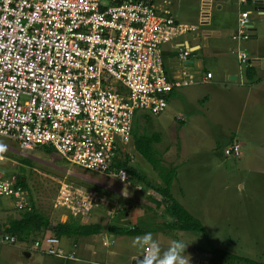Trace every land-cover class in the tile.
I'll return each mask as SVG.
<instances>
[{"label": "built area", "instance_id": "obj_1", "mask_svg": "<svg viewBox=\"0 0 264 264\" xmlns=\"http://www.w3.org/2000/svg\"><path fill=\"white\" fill-rule=\"evenodd\" d=\"M170 4L0 0V136L16 140L22 151L52 148L71 164L126 184L129 174L116 162L127 155L136 112L158 114L172 90L212 76L211 71L197 74L185 67L167 73L162 45L196 28L178 21ZM249 14L248 9L239 12L234 41L249 38ZM176 48L185 62L190 48L181 42ZM234 51L248 67L247 51L240 44ZM224 153L238 155L240 142L231 140ZM17 178L0 176V196L12 198L17 207H29L28 190ZM135 186L142 190L141 183ZM69 187L62 184L53 203L74 217L85 216L105 200ZM16 240L9 232L0 238ZM33 245L56 257L79 259L77 242L65 248L61 237L50 232L35 238Z\"/></svg>", "mask_w": 264, "mask_h": 264}, {"label": "rangeland", "instance_id": "obj_2", "mask_svg": "<svg viewBox=\"0 0 264 264\" xmlns=\"http://www.w3.org/2000/svg\"><path fill=\"white\" fill-rule=\"evenodd\" d=\"M172 1L178 2L175 13L179 19L183 20L185 16L190 20L196 14L194 7L198 0ZM209 96L208 103L217 106L211 116L195 110L192 103L181 107L183 96H171L158 114L138 110L134 116V134L158 132L160 141L155 142L158 156L164 165L175 166L176 169L171 191L202 221L214 245L264 260V152L258 159L250 149L244 160L242 154L224 153V148L231 141H228L227 131L240 119L243 127L247 124L249 107L240 114L242 98L233 95L232 98L226 91ZM239 115L242 118H238ZM194 118L202 121L199 126ZM239 139L242 140L241 137ZM0 144L6 146L0 159V172L8 171L6 176L19 173L26 183L31 205H36L51 220L58 221L63 217L66 209L55 207L53 202L58 198L61 185L67 184L70 190L81 188L93 193L97 200L105 198L100 206L91 208L85 216L76 217L81 222L131 228L141 220L146 227L143 232L133 235L103 230L101 236L95 234L77 239L62 236L61 243L65 248L77 242V260L56 257L34 247V239L48 232L34 229L12 243L0 242V264H95V261L141 264L144 248L138 245L136 238L149 232L162 248H167L172 240L189 243L186 252L190 256V264H203V259L209 260L208 245L202 233L172 228L170 223L174 218L166 210L167 202L150 186L137 181L135 176L128 175L129 181L121 184L112 176L67 162L52 148L51 151L45 147L22 151L16 140L3 136H0ZM244 150L240 146V151ZM126 157L151 184L160 182L157 171L134 147L133 139ZM138 183L143 185L142 190L136 189L135 184ZM10 209H13L11 216L0 215V238L6 232L5 219L9 220L25 210L16 206ZM104 240L108 243H102ZM224 261V264H250L234 259ZM207 264L213 263L209 261Z\"/></svg>", "mask_w": 264, "mask_h": 264}, {"label": "crops", "instance_id": "obj_3", "mask_svg": "<svg viewBox=\"0 0 264 264\" xmlns=\"http://www.w3.org/2000/svg\"><path fill=\"white\" fill-rule=\"evenodd\" d=\"M153 1L162 4L164 0ZM203 1L198 0V4L194 7L196 14L190 17V20L185 19V16L181 20L178 18V14L175 13L178 2L171 0L169 6L176 19L186 24H193L196 28L188 30L176 39L164 43L162 45V55L169 75H173L185 67L197 74L211 71L212 76L207 82L192 84V88L189 85L172 90L169 98L171 96H178L179 98L183 96L182 103L180 99L181 107H186L184 105L192 103L195 106V110L208 113L209 116L214 114L213 109L217 107L208 103V98H211L209 94L214 97L216 94L220 95L223 91H226L231 96L242 98L241 102L243 105L240 109V114H243L245 107H249L248 122L243 127L241 119L238 120L232 129L227 131L228 141L237 140L240 142V146L244 147L245 150L239 153V155L242 154V160L247 158V151L250 149L254 152L255 157L260 159L262 152H264V0H259L256 3L242 2L241 0H207L205 3ZM242 9L250 10L251 28L249 30V38L239 43L231 38V34L236 29L237 17ZM176 42H181L183 46L189 47L191 50L185 62L177 57ZM239 44L249 54L250 63L248 67L241 65L237 59L234 49ZM202 86L207 88H202ZM233 96L232 98H234ZM201 100H203L202 104L199 103ZM185 111L188 110L186 109ZM238 118H242V115H239ZM181 119V121H185L182 114ZM194 120L198 126L202 122L197 118H194ZM242 163L244 162L242 161ZM2 172H0L1 177L9 176H6L9 173L8 171ZM16 174L19 176V173ZM14 206L16 205L12 198L0 196V215L4 217L11 216L13 209H10V207ZM30 207L31 202L29 207L21 208L30 209ZM20 216L21 214L16 213L14 217H9V220L5 219L4 227L8 225L11 219ZM62 216L60 218L61 221L74 217L72 215L69 216L66 212H63ZM96 234L102 235L100 232ZM89 236L73 237L77 239ZM203 260V264L209 262L207 259ZM95 262L109 264L105 261Z\"/></svg>", "mask_w": 264, "mask_h": 264}, {"label": "trees", "instance_id": "obj_4", "mask_svg": "<svg viewBox=\"0 0 264 264\" xmlns=\"http://www.w3.org/2000/svg\"><path fill=\"white\" fill-rule=\"evenodd\" d=\"M132 135L134 147L139 151L142 157H144V159L149 162L151 166L157 171L160 182L154 185L151 184L150 181L146 179L145 174L139 172L133 164H130L128 162V157H125L122 160H117L116 166L125 167L129 176H135L137 181H142L144 185L150 186L161 196V199L163 201L167 202L166 210L168 214H170L174 218L173 222L170 223V226L172 228L200 231L205 237V241L208 245V250L210 253L209 261L213 264H224L225 259H234L250 264H264V260H257L248 256L239 255L222 247L214 245L202 221L191 211H189L174 196L173 192L171 191V186L176 176V169L175 166L167 167L166 165H164L161 162L160 157L158 156V151L155 147V142L160 141V135L158 134V132H152L150 134H134L133 131ZM46 149L51 151L49 147H46ZM17 179L19 183H21L24 187H27L25 181L21 179V177L18 176ZM145 228L146 227H144V221L141 220L139 221V223H134L131 228H123L122 226L117 224H107L106 226H104L99 222H81L79 219L74 217H69L64 221H55L44 215L36 207V205L32 204L30 209L26 208L21 213L20 217L11 219L8 225L5 227V231L13 233L18 238H21L23 234L30 233L34 229H41L42 232L48 231L59 237H62L89 236L99 233L103 230H107L108 232L113 233H126L128 235H133L143 232Z\"/></svg>", "mask_w": 264, "mask_h": 264}, {"label": "clouds", "instance_id": "obj_5", "mask_svg": "<svg viewBox=\"0 0 264 264\" xmlns=\"http://www.w3.org/2000/svg\"><path fill=\"white\" fill-rule=\"evenodd\" d=\"M6 151V146L0 144V159ZM141 248L147 249L141 264H190V256L186 249L189 243L183 240H172L167 248H162L152 233L136 238Z\"/></svg>", "mask_w": 264, "mask_h": 264}]
</instances>
